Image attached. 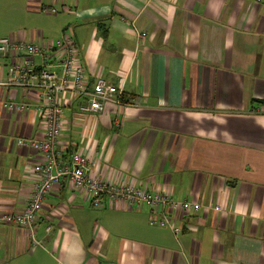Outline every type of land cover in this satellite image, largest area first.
I'll list each match as a JSON object with an SVG mask.
<instances>
[{
    "label": "crops",
    "instance_id": "1",
    "mask_svg": "<svg viewBox=\"0 0 264 264\" xmlns=\"http://www.w3.org/2000/svg\"><path fill=\"white\" fill-rule=\"evenodd\" d=\"M0 2L30 20L7 33L18 40L71 32L90 89L126 76L132 99L98 113L64 94L61 154H85L104 180L203 206L175 235L148 208L94 207L65 176L33 230L3 224L26 207L43 159L18 139L41 138L44 125L38 92L7 85L0 56V264H264V0Z\"/></svg>",
    "mask_w": 264,
    "mask_h": 264
},
{
    "label": "built area",
    "instance_id": "2",
    "mask_svg": "<svg viewBox=\"0 0 264 264\" xmlns=\"http://www.w3.org/2000/svg\"><path fill=\"white\" fill-rule=\"evenodd\" d=\"M138 35L144 37L143 33L139 32ZM0 56L10 60V80L6 82L7 85L38 92L40 101L35 108L44 125L41 138L18 139L21 146L42 153L43 159L33 165L37 179L26 207L21 212L3 216V224L33 230L45 201L65 176L75 191L85 192L94 207L108 208L120 202L128 208H148L150 223L169 227L175 235L182 232V219L201 211L203 206L198 201L175 200L171 192L148 189L133 183L111 182L102 176L92 175L88 156L75 151L64 157L58 150L65 112L64 94L70 92L81 96L84 100L80 111L89 114L100 112L107 102L122 104L121 98L125 93L124 75L118 77L116 84L99 77L93 88H89V76L81 63L79 48L71 32L64 31L60 38L45 43L18 40L11 35L0 37ZM56 67H60L61 71L55 70ZM8 107L22 112L28 106L22 102L10 103ZM214 209L220 210L221 207L215 206Z\"/></svg>",
    "mask_w": 264,
    "mask_h": 264
},
{
    "label": "rangeland",
    "instance_id": "3",
    "mask_svg": "<svg viewBox=\"0 0 264 264\" xmlns=\"http://www.w3.org/2000/svg\"><path fill=\"white\" fill-rule=\"evenodd\" d=\"M17 6L16 3L0 2V36H9L7 35L9 31L18 29L25 23L30 25V20L26 19V15H22V10L16 8ZM32 23L36 22L32 21Z\"/></svg>",
    "mask_w": 264,
    "mask_h": 264
},
{
    "label": "trees",
    "instance_id": "4",
    "mask_svg": "<svg viewBox=\"0 0 264 264\" xmlns=\"http://www.w3.org/2000/svg\"><path fill=\"white\" fill-rule=\"evenodd\" d=\"M131 99H132V98H128V97L125 95V93H124V95H123L122 98H121V102L125 103V102L130 101ZM260 102H263V101H260Z\"/></svg>",
    "mask_w": 264,
    "mask_h": 264
}]
</instances>
